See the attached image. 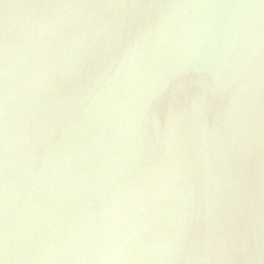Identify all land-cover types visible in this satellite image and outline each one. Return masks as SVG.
Listing matches in <instances>:
<instances>
[{
    "label": "water",
    "instance_id": "1",
    "mask_svg": "<svg viewBox=\"0 0 264 264\" xmlns=\"http://www.w3.org/2000/svg\"><path fill=\"white\" fill-rule=\"evenodd\" d=\"M240 21L250 25L251 52L257 53L249 86L253 98L241 123L229 128L226 109L236 99L226 85L237 79L241 58L251 54L247 44L229 47ZM105 25L109 31L118 30V42L107 48L103 44L85 48L78 64L70 61L57 69L52 88L41 96L49 110L42 109L33 118L27 111L31 94L25 84L27 70L36 64L28 56L29 45L41 29L51 28L50 44L62 55L65 42L75 34ZM138 33L149 43L163 37L170 42L169 55L154 67L149 59V75L133 84L120 81L113 90L105 83L113 62ZM174 37H191V46L178 47ZM5 40L10 68L9 264H257L252 238L245 233L244 240L230 242L216 219L236 194L241 212L229 222V231L245 232L258 215L259 172L264 162L261 139L253 135L246 145L238 193L227 162L233 157L235 163L237 131L249 121L253 129L264 125L258 113L264 107V94H257L264 89L261 0H0V66ZM179 67L187 69L183 86L170 89L153 105L158 120L145 119L141 125L138 117L160 78ZM213 82L221 89L211 98L209 116L210 124L218 128L216 138L199 132L198 108L190 106L192 97L210 91ZM247 99L243 93L241 102ZM170 108L188 111L181 118L170 114ZM41 121H47V131L37 141ZM2 123L0 108V129ZM2 141L0 132V240L5 224ZM139 152L143 159L130 167ZM53 154L54 169L49 165L50 170L42 173L43 182L38 181L37 170ZM188 160L195 164L196 173L186 179L183 168ZM217 177L224 181L222 185L213 182ZM139 184H147L148 191L129 209L134 207L146 227L125 245L124 259L109 261L104 257L131 235L137 217L127 216L123 225L101 229L94 221L103 222V209L98 201L83 200L81 189L92 185L110 194L116 185L127 189ZM186 187L198 189L196 200L204 219L193 239L185 240L177 251L176 240L190 227Z\"/></svg>",
    "mask_w": 264,
    "mask_h": 264
},
{
    "label": "clouds",
    "instance_id": "2",
    "mask_svg": "<svg viewBox=\"0 0 264 264\" xmlns=\"http://www.w3.org/2000/svg\"><path fill=\"white\" fill-rule=\"evenodd\" d=\"M264 4V0H261ZM5 7H8L6 5ZM52 35L50 27H44L41 29L39 36L31 45H29L28 56H31L36 64L27 70L25 88L31 94V103L27 106V111L33 118L40 112V110H49L46 105L41 102L42 93L49 91L52 88L53 73L57 69L65 67L71 61L73 65L79 63L80 53L83 49H93L99 44H103L105 48L109 47L113 42H118L119 35L117 29L109 31L107 25L102 28L95 29L94 31L85 34L77 33L70 40L65 42L64 52L62 55H58L52 48L49 38ZM178 47L191 46V37H174ZM168 41L163 37L160 39H153L149 43L146 39L142 38V34L138 33L136 37L130 39L120 50V57L118 61L113 62V67L110 69L106 84H111L113 90L118 86L120 81H124L126 84H133L138 78H143L150 74L147 66V61L151 59L153 61V67L159 60L169 55L167 51ZM247 44L248 50L251 53L246 58H241L239 67L237 68V79L232 81L226 87L233 89L234 98L236 103L232 104L226 109L228 114L227 125L229 128L236 124H240L244 113L251 110V103L253 94L250 89L251 84V70L253 62L257 53H252L251 50L254 47L252 42V33L250 25L245 24L244 21H240L237 25V30L233 35L232 42L229 47H237L239 45ZM187 69L185 67H179L175 72L168 74L160 78L159 86L150 95L147 103L144 106L143 112L138 117L139 123L142 125L145 119H151L153 121L158 120V116L153 111V105L160 101V98L167 93L170 89L175 90L176 87L183 86V78ZM192 71H196L195 68ZM9 80H10V68L8 63V45L5 40L3 47V63L0 66V81H2V94H0V108L3 112L2 129V156H3V194H4V215L5 224L3 230L2 240H0V264H9L10 252L12 249L9 245V235L7 227V199H8V158H9ZM221 89L213 82L210 91L196 94L192 97L191 105L198 108V125L199 132L205 135H211L213 138L218 136V128L209 122V116L212 110V97L217 95ZM243 93H247L248 99L241 102V96ZM257 94H264V89H260ZM71 99V98H68ZM63 100H61V103ZM35 110V111H34ZM170 114L176 113L183 118V113L188 109L176 110L170 108ZM259 117L264 119V107L258 110ZM47 121H41L37 127L40 128V133L37 134L36 139L39 141L41 135L47 131L44 127ZM257 135L262 144H264V125L260 129H253L250 121L248 126L237 131V134L233 136V154L235 163H233V157H229L227 162V168L229 175L232 179V187L239 192L242 186L243 180V165L246 160V145H248L251 137ZM141 146L145 145L143 134L140 140ZM178 147V146H177ZM143 159V152L136 154L130 167H134L136 162ZM55 154L45 157L41 163L40 169L36 172V179L43 182L42 173L45 170H50L49 165H52L54 169ZM232 169H236L232 172ZM151 171V170H149ZM185 178L190 177L196 173V166L188 160L183 168ZM217 185H222L224 181L217 177L214 181ZM148 191L147 184H139L130 186L127 189H122L119 185H116L114 190L110 194L101 192L99 189L92 185L82 187V199L85 201H98L100 207L103 209V222L96 224L101 229H108L111 226H121L126 223L127 216L137 217L135 226L131 230V235L125 236L122 239V243L114 250L110 251L104 258L109 261H118L124 259L125 256L121 255V252L125 251V245H127L133 237H135L142 229L146 227L142 223V219L137 216L134 207L129 209V205H137L139 200ZM197 188L185 189L186 199L191 202L190 210L186 212V216L190 221L189 229L176 240L177 251L181 250V246L187 241L193 239L192 233H194L200 225L204 216L200 212L198 202L196 200ZM103 197V198H102ZM259 203L258 215L255 221L248 224L245 232L229 231L228 225L234 215H238L241 212V202L239 195L233 196L230 202H227L223 209V214L216 219L217 227L225 230L226 238L231 241H242L245 239V233L250 236L254 242L255 256L253 259L257 264H264V162H262L259 172V195L257 196ZM142 210V209H141ZM124 217V220H121Z\"/></svg>",
    "mask_w": 264,
    "mask_h": 264
}]
</instances>
